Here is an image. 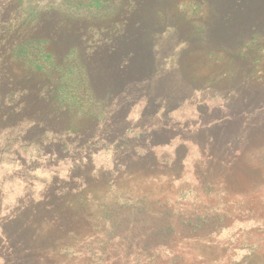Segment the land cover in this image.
Returning <instances> with one entry per match:
<instances>
[{
	"label": "rangeland",
	"instance_id": "374dc122",
	"mask_svg": "<svg viewBox=\"0 0 264 264\" xmlns=\"http://www.w3.org/2000/svg\"><path fill=\"white\" fill-rule=\"evenodd\" d=\"M0 77V230L8 222L25 241L24 260L264 264V0H0ZM16 88L26 111L12 108ZM126 107L132 142L166 129L150 148L168 165L99 140L98 126ZM140 115L144 129L132 130ZM18 116L88 135L96 151L76 170L77 190L61 191L84 149L72 137L61 161L47 160L7 131ZM254 184L263 190L247 204L238 192ZM139 202L153 212L129 215ZM184 220L205 227L183 230ZM164 226L169 239L155 232Z\"/></svg>",
	"mask_w": 264,
	"mask_h": 264
},
{
	"label": "trees",
	"instance_id": "16d2710c",
	"mask_svg": "<svg viewBox=\"0 0 264 264\" xmlns=\"http://www.w3.org/2000/svg\"><path fill=\"white\" fill-rule=\"evenodd\" d=\"M37 30L41 33H44L45 28L44 26H40V27H37ZM43 42H48V41L43 39ZM108 43L109 45H107L108 46L107 48L109 52L114 50L116 51V53H118L121 50V47L115 44L116 42H112V39L110 40V42L108 41ZM132 85L134 88H136L137 86L139 87L140 85H142V83L139 82L138 80V81H133ZM1 87H2V84H1V77H0V88ZM134 88H132L133 91L137 90ZM16 90L18 91L19 94H21V99L23 101L21 102L14 101L13 103L15 104L13 105L12 108L16 109L17 112L26 111V107L28 109L29 106H28L27 100H25L22 97V95L24 94V89L23 88L13 89L10 91V94L15 93ZM27 91L28 90H26V92ZM128 107H126V110L123 113H119L121 115L115 118L109 119L103 125L98 126L99 130H101L99 134L100 136H98L99 140H101L104 145H112L114 143L115 151H117V153L120 152V156L123 153H125L126 155L129 154L130 160L145 161V162L150 163L151 167H156L158 169L161 168L163 165H166V164L168 165L169 164L168 161H171V160H169L166 155H163L161 159H158V155L155 153H152L151 152L152 149L150 148L151 145H153L154 147V140L156 139L155 137H158V136H155V134H164L166 129L156 130L155 128L153 130L150 129V130H147V132H144L143 130L144 126H141L143 115H140V117L137 120L136 125L132 128V130H135V129H137L138 131L143 130L140 133L141 135L136 137L137 140L142 139V141L136 140L135 143L132 142L131 139L133 138L128 135V131L131 129L128 123V114H129V109H130ZM1 117H2V112L0 111V125L3 124L1 123ZM17 119L18 120L16 122H12V124L5 123L6 125H9L6 127L7 131L10 134H13L10 131H14V132L19 131L20 134L22 135V136L17 137V139L20 140V143L30 144L34 142L38 144L43 155L47 156L46 158L47 160H51L54 163H58L59 161H61L62 160L61 157L63 154L62 151L65 150L66 145L69 144L70 142L69 139L72 137L74 138L73 140H75L76 143L80 146L79 149L81 150L84 149L85 157L83 156V153H81V151H78V154L72 157L75 162L71 166V169L68 171V175L66 178L68 180V183L67 184L63 183L62 185L63 190L61 191L63 194H67V193L77 190L79 186L76 187V185L78 184L77 181H79V179H78V176L76 175V170L84 169L89 164L92 165V162H93L92 155H94L93 153L94 151H96L95 144L94 146H91V145L84 146L85 145L84 143L89 139L87 137L88 135H85L86 133L84 132H74L76 135L68 136L69 134L66 133L65 130H55L54 128H49L51 126H49L48 123L42 121L41 119H37L33 116H30V118H21L20 116H18ZM23 119L30 120L32 123V124L30 123L31 126H27L26 123L23 122ZM146 127H149V126H146ZM50 129L55 133V135L58 136V139L57 140L52 139L50 140V142H48V140H45V136L47 133L51 131ZM168 138L169 136H167V139ZM246 141L248 145L251 144L250 137L246 138ZM51 146H54V148H52ZM82 147H85V148H82ZM140 148L144 149L145 152H143V154L139 153L138 149ZM243 154H244V151L241 148L240 149L238 148V150L235 151L234 158L237 160ZM174 162H175V158H174ZM118 163L120 164L119 159H118ZM170 164L173 165L174 163L171 162ZM54 169H57L55 164H54ZM101 171L99 172L101 173ZM260 185H263V184H254L251 187L245 188L244 190H241V192H238L239 195H242L245 197V203L249 204L251 198H255V197L260 198V190L262 189V186ZM148 197H146L145 199H147ZM166 204H168V200H165L163 205L166 206ZM140 205H141V208H139V210H135V207L140 206ZM149 207L150 208L145 207L144 202H139L136 204L132 203L131 206L127 207V210L132 209V212L129 215L135 216V215H138L140 212L141 213L147 212V211L153 212L154 208L151 205H149ZM125 217H127V215H125ZM7 224L8 222L4 224L0 230V244L1 246L3 245L1 248L3 250V254L5 257V264H30L29 262H27V260H24L23 258V255L25 256V254L28 253L30 249L27 248L25 241L21 239L19 235H17V238H12V236L9 234V231L7 229ZM182 224L184 226L182 229L183 230L188 229L190 232H195L197 231V229L205 227V223L198 222V220L196 221L184 220ZM161 229L162 231L157 232L156 230L155 232L158 234L163 233L164 239L171 238V234L173 233L171 231L170 226H167V227L164 226ZM144 236L145 234H143L142 237ZM92 252L94 254L98 253V251H95V250H93Z\"/></svg>",
	"mask_w": 264,
	"mask_h": 264
}]
</instances>
